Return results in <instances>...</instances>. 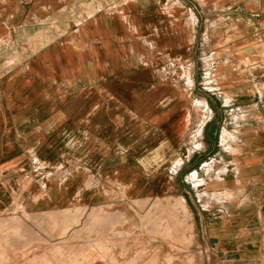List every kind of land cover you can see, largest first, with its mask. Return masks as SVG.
Wrapping results in <instances>:
<instances>
[{"label":"crops","instance_id":"1","mask_svg":"<svg viewBox=\"0 0 264 264\" xmlns=\"http://www.w3.org/2000/svg\"><path fill=\"white\" fill-rule=\"evenodd\" d=\"M150 212L264 264V0H0V264H126Z\"/></svg>","mask_w":264,"mask_h":264},{"label":"rangeland","instance_id":"2","mask_svg":"<svg viewBox=\"0 0 264 264\" xmlns=\"http://www.w3.org/2000/svg\"><path fill=\"white\" fill-rule=\"evenodd\" d=\"M194 107L200 110L204 108L203 103L199 102H195ZM207 167H210V165ZM207 170H209V168H207ZM191 178L194 180V174L191 175ZM159 214L160 213H158V215ZM180 214L179 233L182 239V234L188 231V225H186V219L182 209H180ZM149 215H151L150 217L152 218H149L147 221L144 220L141 223L137 219H135L136 221L132 219L131 224L128 222L127 224L129 225H126V227L122 219H116L115 231L114 233L112 232V234L116 235L117 241L122 238L121 242L116 246V252L126 251V254L128 253L130 257L132 256V258H130L131 260L128 259V261H126V264H173L172 256L168 253V248L171 249V245L167 248V244L162 246L157 243L158 241H170L173 232L177 231V224L174 223L172 213L167 212L165 216L162 214L163 216L160 215L159 219L155 218L158 216L155 212H150ZM101 235H103L102 232ZM127 240H131L132 243L125 246ZM146 241L147 243H145ZM175 246L174 244V247ZM99 251H101V249H99ZM124 261L125 260H116L117 264H123ZM97 263L106 264L107 261H94L93 264ZM85 264H87V261H85Z\"/></svg>","mask_w":264,"mask_h":264}]
</instances>
